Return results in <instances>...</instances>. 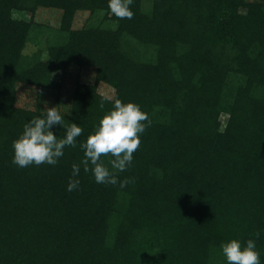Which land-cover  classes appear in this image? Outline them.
<instances>
[{
    "label": "trees",
    "instance_id": "16d2710c",
    "mask_svg": "<svg viewBox=\"0 0 264 264\" xmlns=\"http://www.w3.org/2000/svg\"><path fill=\"white\" fill-rule=\"evenodd\" d=\"M141 1L0 0V264H264V0ZM70 66L69 114L16 107Z\"/></svg>",
    "mask_w": 264,
    "mask_h": 264
},
{
    "label": "rangeland",
    "instance_id": "374dc122",
    "mask_svg": "<svg viewBox=\"0 0 264 264\" xmlns=\"http://www.w3.org/2000/svg\"><path fill=\"white\" fill-rule=\"evenodd\" d=\"M254 1V0H248ZM141 8L144 13L151 9V0H142ZM17 18L31 20L37 24L38 28L31 33L29 42L26 44L23 55H40L46 58L48 38H53L61 22L62 11L53 8H38L31 17L30 14L14 13ZM101 26L113 27L109 22H105L104 12L98 11L91 14L89 11H78L72 21V29L80 30L84 28H96ZM52 81L59 84L58 89L41 92L37 87L18 83L16 86L15 105L18 108L35 111L40 109L45 113L69 114L71 110V97L77 84L92 85L95 83V68L84 66H70L64 73L52 74ZM232 82H242L241 78L231 77ZM97 92L108 100L114 97V89L109 85L100 82L97 84ZM228 116L222 114L219 118L221 129H224Z\"/></svg>",
    "mask_w": 264,
    "mask_h": 264
}]
</instances>
